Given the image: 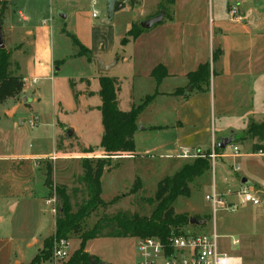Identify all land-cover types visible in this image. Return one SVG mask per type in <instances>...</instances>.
I'll use <instances>...</instances> for the list:
<instances>
[{
	"label": "rangeland",
	"instance_id": "obj_1",
	"mask_svg": "<svg viewBox=\"0 0 264 264\" xmlns=\"http://www.w3.org/2000/svg\"><path fill=\"white\" fill-rule=\"evenodd\" d=\"M114 1L116 10L109 25L103 24V20L108 15L109 0H15L12 4H15L13 6L17 9L11 6L5 14L2 29L6 46L13 53L11 71L13 74L25 78L24 93L31 99L36 98V102L23 106L21 96L0 104V264H30L33 261L43 249L45 239L53 236L55 232V205L53 201L47 203L48 200L45 199L48 193L47 186L65 185L69 189L80 187L81 162L84 159L95 160L105 157V153H103L98 154V157L79 158L81 154H91L94 151L84 149L78 137L85 142L86 140L91 142L95 151L100 148H97L98 140L95 139L96 134H94L99 122L96 120L90 125L84 115L74 114L75 97L70 81L79 82L82 78H91L93 74L95 75V70L91 68L85 58L75 56L76 52L72 42L65 33L74 35L87 50L88 48L75 35L76 25L84 38H91L93 30L99 38L114 35L118 48L119 39L124 38L132 22L137 21L139 9L133 10L130 3L123 4ZM159 1L161 0H148L145 4L147 3L152 10H155L157 3L158 6L162 4ZM224 1H226V5L237 2L240 6L243 5L244 9L252 8L254 13L248 15L247 19L255 28L264 30V0ZM217 2L218 0H206L207 16L209 13L210 15L214 13ZM3 3L9 8L10 0H0V6ZM143 4L142 2L139 8L143 7ZM19 11L26 17V21L21 19ZM60 13L67 16V19L59 18ZM94 14L97 18H93ZM255 19L258 21H254ZM42 24H46L51 29L50 44L56 59L63 62L58 67L57 74L51 75L48 77L49 79H41L36 86L32 73L33 57L35 56L34 44L32 46L29 41L22 38V30L25 27L33 30ZM10 37L12 38L10 39ZM19 42H23L25 46L20 45ZM129 49L128 47L127 51ZM23 51L25 52L23 53ZM118 51L122 53V50ZM122 67L124 66L120 62L111 73H108L109 77H116L122 71ZM138 83H135V95L132 97L136 105L141 104V96L154 93V87H149L146 83L142 87H138ZM81 86L80 83L77 84L78 88ZM243 96L238 98L240 102L236 109L238 115L247 100V97ZM120 98L122 108L126 110L130 101L129 91L122 92ZM243 100L245 103L242 106ZM18 105H21L20 109L13 115L11 111ZM249 105L254 113V116H251L253 121L263 122L264 88L262 90L258 88L257 92L253 94L252 100L250 97ZM161 106L160 103L157 104L153 115L162 108ZM165 114L167 124L172 125V110L168 109ZM33 117L39 118L35 128L28 125V121ZM21 120L24 121L23 125L20 123ZM215 124L218 129L220 122L216 120ZM249 124L248 120L235 122L234 128L239 136H237L234 146L239 149V154H250L251 156L222 159L220 158L221 153L215 151L216 144L210 148L212 133L206 134L205 128L199 130L201 133L194 140L195 144L199 141L202 143L190 145L192 148L199 147L193 150L189 149L190 157L180 160L183 161L180 165L194 161L200 155L210 154L211 156L215 153L219 157L215 162L210 158L211 170L190 185L191 197H180L174 204V209L177 214L185 213L190 217L206 219L211 215L209 214L211 207L206 201V196L213 192L214 185L217 192L220 195L223 193V198L228 201L227 193L230 192L236 196V192L240 191L242 186V179L252 180L256 183L254 191L262 201L261 206H245L246 208L239 206L233 213H224V221L220 222L216 229L218 235L222 237L220 248L223 252L229 256L241 258L243 264H264V157L258 155L261 153L254 155L251 149L253 143L250 140L243 141L241 139L242 131L246 127L248 128ZM73 127L77 129L76 137L68 139L65 130ZM139 127L143 128V126ZM172 132L173 129L169 127L165 134L142 133L141 136H138V150L141 151H138L137 159H142L143 162H140L141 165L137 171L133 172H137L138 176L142 178L143 189L138 194L130 196L129 199L106 211L99 210L86 222L87 230L92 229L98 217H101L105 212L115 214L118 211H124L132 214L138 213L142 216L151 215L154 205H150L147 201L154 197L158 182L165 177L172 176L181 168L178 162H169V165H165L166 161L159 159L160 154H163L162 151L152 149L156 144L161 148L162 142L172 145ZM58 135L60 137L55 148V139ZM217 137H219L218 134ZM17 144L20 147L13 148ZM147 147L149 152L146 150ZM56 152L59 159L55 162L51 158ZM225 152L232 154L233 145L229 146ZM19 157L25 159H18ZM2 158L5 160H1ZM48 163L53 167L51 176L46 175ZM145 164L148 166L150 164V167L155 169L153 174L148 173ZM130 165L131 160H114L104 171L101 187L102 198L105 202L122 196L132 189L134 183L130 180L131 173H133ZM238 167L240 170L236 172ZM233 199L234 203H238L240 200L238 196ZM201 210L202 214L199 213ZM198 213L201 216H197ZM212 229L210 220L205 226L195 228L197 233L206 234L210 233ZM137 240V238L131 237H100L87 241L84 252L89 257L98 259L100 263L136 264L138 261ZM234 240L239 242L236 249L231 247V241ZM68 243L70 246L67 259L56 260L52 253L49 261L42 264H71L74 255L81 248V241L77 237H72ZM84 264H88V262Z\"/></svg>",
	"mask_w": 264,
	"mask_h": 264
},
{
	"label": "crops",
	"instance_id": "obj_2",
	"mask_svg": "<svg viewBox=\"0 0 264 264\" xmlns=\"http://www.w3.org/2000/svg\"><path fill=\"white\" fill-rule=\"evenodd\" d=\"M14 1L15 0H10L9 8L6 7L5 14L10 10L11 6H15V4H12ZM145 2H143V7L138 8L137 21L132 22L124 38L131 30L133 24H140L143 21L153 18L152 16L159 10L158 3L156 6L157 8L152 10L150 5L147 3L145 4ZM14 6L13 8L17 9V7ZM242 6L237 2H231L226 5V1L218 0L214 13H212V15L209 13L207 16L206 0H175V5L171 7L168 11V15H165L163 21L159 25H155L152 29L146 30L136 40L130 41L125 46L122 44L124 38L119 39L118 48L116 47L117 42L114 35L102 36L99 38L94 34L95 30H93L91 38H84L78 25H76L75 35L88 48V51L94 58V61L85 59L91 68L95 70V75L93 74L91 78H82L79 82L71 80L74 83V93L78 95L77 100L74 99L76 107L73 112L76 115H84L88 119L90 125L96 120L100 123H98L97 131L94 133L96 134L95 139L98 140L97 148L100 147L104 132L102 116L98 110L101 106V99L98 95L100 91L99 79L101 76H110L108 73H101L98 71L97 60L103 61L104 65H112L115 62L116 64L112 67L111 71L114 70L120 62L124 66L116 77H111L118 79L120 83L118 101L121 111L128 112L133 105L137 106L132 100V97L135 95L136 82H139L138 87H142L145 83L149 87H154V93L141 96V102L146 97L157 93L153 103L148 106L139 117L138 126H143V128L135 134V153L125 158L131 160L130 167L132 172L137 171V168L141 165L139 163L143 162L142 159H137L139 155L138 151H141L138 150V136H141L142 133L165 134L169 127L173 129L172 145L162 142L163 146L161 148L157 144L152 148L162 151L163 154H160L159 159L166 161L165 165H169V162H178L180 165L181 162H183L180 160L184 159L182 156L185 152H189V149L193 150L199 147L196 146V148H192L190 145L202 143L199 141L195 144L196 141L194 140V138L201 133L199 131L202 130L201 128H205L204 132L206 134L212 133L210 148L214 147L215 144L217 145L221 137H226L230 134H235L236 137L239 136V133L236 132L234 128L235 122L237 120H248L250 122L254 120L251 118V116H254V113L252 112L251 105H249L250 97L252 100L253 94L257 92L258 88L259 90L264 88V30L255 28L250 20L247 19L248 15L254 13V10L252 8L244 9ZM234 7L238 9L240 15L243 17V22L237 23L231 20L229 13ZM60 14L63 15L62 13ZM19 16L23 21H26V17L21 11H19ZM254 21H258V19ZM77 22L76 20V24ZM22 34L23 39L27 42L29 41L32 46L34 44L35 56L33 57L32 73L33 80H37V84H35L37 86L41 79H49L48 77L51 75L57 74L59 72L58 67L63 61L57 60L54 55V50L50 44L51 29L47 27L46 24L37 26L33 30L25 27L22 30ZM11 38L12 37H10V39ZM4 43L5 48L8 49L5 37ZM19 43L25 46L23 42ZM128 47L130 48L129 51H127ZM216 48H220L222 56L218 62L213 63V52ZM119 49L122 50V53H119ZM24 52L25 51H23V53ZM76 54L77 53H75V56ZM204 63H210L211 69L215 70V73L213 72L211 74L209 89L205 92H193L187 99L174 96L177 90L187 86V76L197 71L199 66ZM159 65L165 67L168 77L158 85L156 80L151 77V74ZM15 67L17 68V65H15ZM56 69L58 70L56 71ZM21 77L25 80L23 76ZM78 83L82 85L80 88L77 87ZM25 89L26 83L24 91ZM124 91H129L130 95V101L128 102V108L126 110L122 108L120 98L121 93ZM23 95H25L27 103H23ZM23 95L21 98L23 106H28L36 102V98L31 99L27 97V94L24 92ZM240 95L247 97V100L246 103L243 100L242 106L244 103L245 106L241 108V112L238 115L236 109L239 106L238 103H240L238 100V98L241 97ZM158 103L162 105V108L159 110L160 113L156 111L153 115V110L157 107ZM20 106L21 105H18L12 109L11 112H13V115L20 109ZM168 109L172 110L173 113V121L170 126L167 124V120H165V111ZM7 113L8 111L6 114ZM216 120L220 122V127L218 129L215 124ZM20 123L23 125L24 121L21 120ZM248 128L246 127V129L242 131L241 136H243ZM69 129H72L74 132L71 138L76 137L77 129L74 127L66 128L65 131ZM217 134L219 137H217ZM59 137L58 135L55 139V148ZM78 138L84 149H92L94 151L91 154H81L79 158H92L90 156L98 157V154L104 153L101 148L95 151L91 142L87 140L85 142V140L83 141L80 137ZM16 147H20L19 144L13 146V148ZM234 147L233 144V148ZM146 150L149 152L148 147ZM223 155L230 154L223 151L221 156ZM246 155L250 154H239L238 157ZM258 155L264 157L263 153ZM54 156L59 159L57 157V152ZM18 159L25 158L19 157ZM1 160L5 159L2 158ZM114 160L116 159H112L111 162ZM119 160L117 159V161ZM145 167L148 168V173H154L155 169L151 168L150 164ZM136 179H140L143 184V180L138 176L137 172L131 173L130 180L134 183ZM244 179H247L251 183L250 187L255 189V182L248 178ZM127 193L128 192L125 194ZM221 195H223V193ZM227 197L229 202H234L233 198L236 196L229 195ZM129 198L130 197L124 198L119 203ZM199 213L202 214V210L199 211ZM199 213L197 216L200 215ZM224 213L226 212L219 213L216 227H218L220 222L222 223L224 221ZM209 214H211V209ZM219 237L222 239L221 236ZM232 242L233 241H231V247ZM236 247L232 248L236 249Z\"/></svg>",
	"mask_w": 264,
	"mask_h": 264
},
{
	"label": "trees",
	"instance_id": "obj_3",
	"mask_svg": "<svg viewBox=\"0 0 264 264\" xmlns=\"http://www.w3.org/2000/svg\"><path fill=\"white\" fill-rule=\"evenodd\" d=\"M161 5L157 13L164 11L166 16L168 11L175 5V0H161ZM133 10L138 9L141 1L133 0L130 2ZM116 10V9H115ZM6 11V4L0 6V24L2 26ZM151 18V17H150ZM146 30L140 24H133L131 30L122 40L125 46L130 41L136 40ZM71 40L76 56L94 61L92 54L85 49L74 35L65 33ZM12 51L0 49V104L15 100L23 95L25 82L21 76L13 74ZM222 52L216 48L213 52L212 62L220 60ZM215 70L211 69L210 63L199 66L197 71L187 76V86L176 91L174 96L189 98L193 92H205L210 87L211 74ZM151 77L161 84L168 77L164 66H157ZM101 106L98 110L102 116L103 136L100 148L104 151L105 157L95 160L84 159L81 162L82 175L80 177V187L69 189L65 185H48L47 200H55V232L50 238L45 239L43 249L33 259L30 264H42L49 261L53 253L54 242L56 240H70L77 237L81 241V248L73 257L71 264L89 263V255L84 252L87 241L100 237L104 238H159L167 242L173 236H185L190 233L196 234V227H203L190 224V216L182 213L177 214L174 204L180 197H191L190 185L196 179L205 176L211 170L210 154L200 155L194 161L184 163L181 168L172 176L163 178L157 185L153 198L147 203L154 205L150 216H142L138 213L118 211L115 214L104 213L98 217L92 229H86V222L96 215L99 210L106 211L108 208L118 204L124 198L134 196L142 189V182L136 179L132 189L125 195L105 202L102 198L101 178L104 171L111 165V156L119 153L133 155L135 153V134L138 131V120L140 115L155 100L157 93L146 97L141 104L131 107L128 112L119 109L118 79L108 76H101L99 79ZM70 86L74 93V83ZM77 100L78 95L74 93ZM243 141L250 140L253 143L251 149L254 154L264 153V121L256 123L250 122L248 130L243 134ZM257 140V141H255ZM258 142V143H256ZM215 151H223L215 147ZM53 167L48 163L46 175L51 176ZM201 220L199 217H194ZM206 224L210 216L206 219ZM205 224V225H206ZM204 225V226H205ZM98 263L100 261L96 259Z\"/></svg>",
	"mask_w": 264,
	"mask_h": 264
},
{
	"label": "built area",
	"instance_id": "obj_4",
	"mask_svg": "<svg viewBox=\"0 0 264 264\" xmlns=\"http://www.w3.org/2000/svg\"><path fill=\"white\" fill-rule=\"evenodd\" d=\"M123 4L130 3L133 0H116ZM137 1V0H136ZM145 2L147 0H138ZM231 20L237 23L243 22V17L240 15L236 7L230 10ZM93 18H97L96 14ZM26 83V81L24 80ZM37 84V80L33 81ZM39 118L33 117L28 121V125L31 128H35L38 125ZM239 149L233 148V153L230 155H223L220 158L238 157ZM130 157L129 154L119 153L111 156L112 159H125ZM183 158H189V152H185ZM215 153L210 158L215 162L218 158ZM104 158V157H103ZM56 161L54 156L51 159ZM240 168H237L238 172ZM229 195L232 193L229 192ZM236 196L240 199L238 203L229 202L220 195L215 185L213 186V192L206 196V201L211 207L212 231L206 233L188 234L185 236H173L167 242L162 241L159 238H146L138 239L137 241V255L138 261L136 264H242V259L236 256H229L223 252L220 248V237L217 233L216 223L220 212H235L239 206H261L262 201L255 193L254 189L250 186L242 185L240 191L236 192ZM54 202L55 200H48ZM55 213V209H54ZM239 244L238 241L232 242V247H236ZM69 243L68 240L61 239L54 242L53 254L56 260H65L69 257Z\"/></svg>",
	"mask_w": 264,
	"mask_h": 264
},
{
	"label": "water",
	"instance_id": "obj_5",
	"mask_svg": "<svg viewBox=\"0 0 264 264\" xmlns=\"http://www.w3.org/2000/svg\"><path fill=\"white\" fill-rule=\"evenodd\" d=\"M115 6H116V2L114 0H109V2H108V15H107V18L103 21V23L105 25H109L110 22L113 20V17L115 14ZM165 15H166L165 12L161 11L159 13V15H157V16L149 19V20L141 22L140 26L144 30H150L155 25H159L163 21ZM59 17L63 20L66 19L65 15L59 14ZM0 49H5L3 29H2L1 24H0ZM115 64L116 63L114 62L112 65H104L103 61L97 60L98 71L101 73H109ZM57 70L58 69H56V71ZM22 100H23V103H27L25 95H23ZM138 130L140 131L141 127H139ZM73 134H74V132L72 129H69L66 131V135L68 138L73 137ZM236 138L237 137L235 134H230L229 136L221 137L219 139V142L217 143V148L221 151H225L229 146H232L235 143ZM242 185L251 186V183L247 179H242ZM190 224L191 225H197V226H204L206 224V220H197L194 217H191L190 218ZM89 263L90 264H105V263H98L96 261V259L93 257H89Z\"/></svg>",
	"mask_w": 264,
	"mask_h": 264
}]
</instances>
